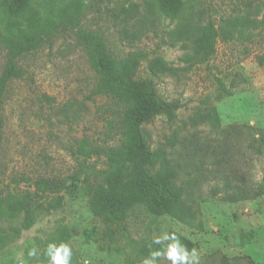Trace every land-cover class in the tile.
<instances>
[{"label": "rangeland", "instance_id": "rangeland-1", "mask_svg": "<svg viewBox=\"0 0 264 264\" xmlns=\"http://www.w3.org/2000/svg\"><path fill=\"white\" fill-rule=\"evenodd\" d=\"M68 15L177 105L172 123L144 126L148 161L123 137L128 108L102 93L94 42L60 31L12 56L48 17ZM230 21L244 26L211 52L212 29ZM12 57L0 189L74 186L47 198L56 210L29 227L23 212L0 216V264H49V244L71 249L68 264H171L173 241L153 243L165 233L199 264H264V196L230 202L264 179V0H0V81Z\"/></svg>", "mask_w": 264, "mask_h": 264}, {"label": "trees", "instance_id": "trees-1", "mask_svg": "<svg viewBox=\"0 0 264 264\" xmlns=\"http://www.w3.org/2000/svg\"><path fill=\"white\" fill-rule=\"evenodd\" d=\"M166 3H172L175 0H163ZM78 20L73 15L63 16L59 19L48 17L41 34L35 38L28 39L26 43L21 44L17 48H12V56L21 52H28L34 45L39 46L41 42L48 39L53 33L60 31L73 30L76 31L78 38L81 40H91L94 42L93 48L96 56L95 70L103 81L102 93L106 97L118 99L123 107H127L130 111V121L127 124L123 137L127 139L129 152L135 151L143 161H148L150 153L148 151L149 139L144 130V126L151 123L156 117L165 116L170 123L176 119L175 113L177 105L167 103L162 100L156 89L151 83L137 77L136 65L134 63L125 67L119 63L114 55L103 46L101 40L91 33L85 34L78 26ZM244 26L243 22H227L217 28L212 29L210 46L211 52H214V44L216 40L222 42L229 41L232 34ZM232 33V34H231ZM14 57L8 60V69L4 71V76L0 81V111L3 106V84L8 76L12 73L11 66ZM129 102V103H128ZM260 144L256 146L257 152H260L261 146L264 145V136L259 137ZM3 141L2 122L0 120V151ZM4 166L0 165V175L4 176ZM78 180V175L75 176ZM1 180V179H0ZM28 186L22 188L18 181L12 180L13 187L5 185L0 189V216H13L18 212L24 213L25 226L32 224L34 215L37 212L44 211L49 213L56 210L54 205L46 201L52 195L59 194L62 191L70 190L74 183L67 184L65 181L57 178L28 180ZM3 183L0 184V186ZM3 186V185H2ZM10 186V187H9ZM172 187V186H167ZM18 190V191H16ZM73 190V189H72ZM264 196V179L255 189H241L234 193L230 202L250 201ZM177 199V197H173ZM156 200H160V196L156 195ZM59 204V203H57Z\"/></svg>", "mask_w": 264, "mask_h": 264}, {"label": "clouds", "instance_id": "clouds-1", "mask_svg": "<svg viewBox=\"0 0 264 264\" xmlns=\"http://www.w3.org/2000/svg\"><path fill=\"white\" fill-rule=\"evenodd\" d=\"M171 239L173 242L168 244L166 250L163 253L164 258L171 261V264H199V255L195 249L189 251L185 246L180 247L178 244L177 236L173 234L165 233L162 237L155 238L153 243H160L162 240ZM71 253V249L65 245L60 244H49L47 247V256L49 259V264H68V258ZM35 252H29V255H34ZM152 256L161 255L160 252L150 253ZM87 264V261L85 262ZM143 264H151L148 260H143Z\"/></svg>", "mask_w": 264, "mask_h": 264}]
</instances>
